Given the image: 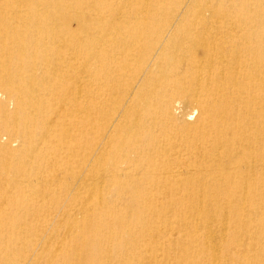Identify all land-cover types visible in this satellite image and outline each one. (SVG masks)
I'll list each match as a JSON object with an SVG mask.
<instances>
[{
    "label": "bare ground",
    "instance_id": "1",
    "mask_svg": "<svg viewBox=\"0 0 264 264\" xmlns=\"http://www.w3.org/2000/svg\"><path fill=\"white\" fill-rule=\"evenodd\" d=\"M0 264H264V0H0Z\"/></svg>",
    "mask_w": 264,
    "mask_h": 264
},
{
    "label": "rangeland",
    "instance_id": "2",
    "mask_svg": "<svg viewBox=\"0 0 264 264\" xmlns=\"http://www.w3.org/2000/svg\"><path fill=\"white\" fill-rule=\"evenodd\" d=\"M72 27H74V26L72 25ZM63 176L67 177V174H63ZM87 176H88L87 173H80L78 175V178L80 179L81 183L80 184L79 183L74 184V182H70L69 188L67 187V189L59 195H52V194L41 195L43 192V191H40L41 190L40 189V182L41 181H37L36 186L38 188V191L35 194H32V196H33L32 200L41 202L40 203L41 205L32 207L33 210H31L30 212L36 215V218H35V215H33V219H37L38 222L37 223L35 221L33 222V221H31V219L29 220L28 217L26 216L25 223L27 225H29L28 227L29 228L35 227L37 230H40V228L43 227V225L47 224L46 227L49 228V230L50 229H56L58 227V229L60 231H62V230L65 231L66 228H69V226L64 225L63 223L67 224V219L69 217L68 213H70L73 208L77 207V203L75 202V198H77L79 196L89 197V193L91 195L89 198H92L91 193L93 192V190H95L96 188H99L101 186V184H103V183H100L99 180L97 182H94V183L91 181H88L89 178ZM81 184H85V189L83 188L84 187L83 185L81 186ZM91 184H92V187H91ZM14 197H16V198L22 197L23 198L22 195H17V194H15ZM168 219L170 222L171 218H169V216H168L167 220ZM59 220H61L62 223ZM72 231L74 232L73 235H75V236H73V238H69V237L66 238L64 236V239L61 240L62 234L60 235L58 233L55 238L51 239V241H54L55 243H57L59 245L58 250H60V253L58 256L61 260L66 259L64 257L67 253H68V255L70 254V251H68V249H63V248H67V245H68L67 242H73L74 239H76L77 236L79 235L78 229L73 228ZM64 242H65V244H67L66 246H63ZM76 258L80 259V256L78 254L73 255L70 258V260H74Z\"/></svg>",
    "mask_w": 264,
    "mask_h": 264
}]
</instances>
